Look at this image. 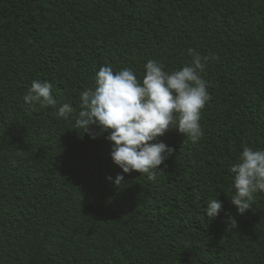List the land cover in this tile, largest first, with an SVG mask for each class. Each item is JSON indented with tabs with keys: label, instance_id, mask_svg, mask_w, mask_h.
<instances>
[{
	"label": "trees",
	"instance_id": "trees-1",
	"mask_svg": "<svg viewBox=\"0 0 264 264\" xmlns=\"http://www.w3.org/2000/svg\"><path fill=\"white\" fill-rule=\"evenodd\" d=\"M189 48L208 57L203 136L159 137L175 152L154 179L117 189L107 133L23 101L48 80L78 111L101 66L142 79ZM245 145L264 149V0H0V264H264V193L243 214L230 201Z\"/></svg>",
	"mask_w": 264,
	"mask_h": 264
},
{
	"label": "clouds",
	"instance_id": "clouds-1",
	"mask_svg": "<svg viewBox=\"0 0 264 264\" xmlns=\"http://www.w3.org/2000/svg\"><path fill=\"white\" fill-rule=\"evenodd\" d=\"M190 65L165 71L158 60L149 59L144 65V75L138 79L133 68L114 71L111 66H101L94 76V85L81 91L79 110L69 103L57 107L52 95V83L33 80L23 95L26 104H39L42 108L56 109L57 119L74 118L75 125L95 139L93 129L107 133L112 162L122 173L106 179L120 189L124 174L138 172L154 179L161 165L173 155L175 149L159 141L170 129L187 137L192 143L203 136L200 124L201 111L210 100L207 81L201 74L208 57H202L189 48ZM234 174L231 203L243 214L251 207L256 193H264V149L243 147L238 162L231 167ZM222 202L210 199L205 216L211 221L218 217ZM227 230L237 229L234 217L226 220Z\"/></svg>",
	"mask_w": 264,
	"mask_h": 264
}]
</instances>
